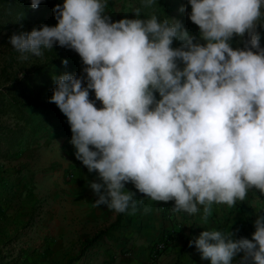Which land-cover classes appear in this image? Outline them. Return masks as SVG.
Instances as JSON below:
<instances>
[{
  "label": "clouds",
  "instance_id": "obj_1",
  "mask_svg": "<svg viewBox=\"0 0 264 264\" xmlns=\"http://www.w3.org/2000/svg\"><path fill=\"white\" fill-rule=\"evenodd\" d=\"M41 3L30 0L33 9ZM155 3L140 0L129 6L136 18L112 21L108 0H63L52 9L54 26L21 25L9 44L21 61L54 46L79 55L82 73L54 76L48 103L66 117L76 159L96 174L88 185L95 206L135 214L139 192L173 202L175 213L203 209L199 225H207L213 205L264 195V0H188L204 43L178 20L140 18ZM245 35L234 49L232 38ZM249 203L257 210L252 238L203 230L189 240L202 260L233 264L242 253L238 264H264V208Z\"/></svg>",
  "mask_w": 264,
  "mask_h": 264
},
{
  "label": "rangeland",
  "instance_id": "obj_2",
  "mask_svg": "<svg viewBox=\"0 0 264 264\" xmlns=\"http://www.w3.org/2000/svg\"><path fill=\"white\" fill-rule=\"evenodd\" d=\"M57 3L63 0H55L39 23L31 27L21 24L23 30L31 31L41 24L54 26L57 21L52 9ZM130 5L139 7L140 0H108L106 14L112 21L134 19ZM181 6L184 12L179 11ZM190 12L188 0H156L151 8L142 9L140 18L154 13L160 19L178 20L190 35L204 43L198 26L189 18ZM11 20L5 7L0 6V264H121L120 257L130 249L127 241L122 242L125 233L120 236L111 229L128 213L107 210L112 213L108 215L95 206L88 185L96 174L88 176L87 168L76 159L66 117L55 104L48 103L54 76L82 73L80 57L54 46L50 50L57 56L53 64L45 62V52L43 58L30 55L27 61H21L20 53L9 44V37L20 31L21 25L15 28ZM258 31L264 48V28ZM247 39V35L234 36L230 44L234 49L244 48ZM179 46L180 42L174 40L172 47ZM64 59L68 60L67 66L62 63ZM21 74L23 79L18 78ZM90 96L94 99V93ZM156 96L160 98L158 93ZM96 106L102 105L97 102ZM47 107L52 110L51 116L45 111ZM249 202L264 208V195L250 191L246 201L232 208L223 207L240 210L244 224L254 225L257 210ZM172 203L161 204V209L168 210L167 218L174 213ZM174 230L168 229L151 242L142 264H159L169 255ZM242 255H237L233 264H238ZM177 262L183 264L179 259Z\"/></svg>",
  "mask_w": 264,
  "mask_h": 264
},
{
  "label": "crops",
  "instance_id": "obj_3",
  "mask_svg": "<svg viewBox=\"0 0 264 264\" xmlns=\"http://www.w3.org/2000/svg\"><path fill=\"white\" fill-rule=\"evenodd\" d=\"M93 174L95 173H89L88 176ZM95 179L94 177L93 180ZM129 185L127 189L133 188L132 184ZM134 199L137 201L138 211L135 214L128 213V216L123 217V219L120 217L119 223L111 229L116 230L119 235L122 232L125 233L126 239L123 238L122 242L127 241L130 249L128 253L120 257L121 264H142L145 262L151 242L160 239L170 228L175 229L172 239L174 242L173 249L171 248L172 253L169 250V255L161 258L159 264H175L176 259H179L183 264H204L205 260L200 258L195 246H189V240L195 239L201 231L208 228L221 231L238 230L236 231V238L247 237L249 239L252 238V233L255 231L254 225L244 224L240 210L225 208L223 205H213L207 225H199L202 223L203 209H201V213L194 216L183 212H174L170 218H167L165 214L168 210L161 209L163 202L151 201L147 197L140 196L139 192L134 196ZM141 201L143 203H140ZM99 207L101 212L108 215L112 214L107 213L109 209L106 206ZM145 207L150 208L151 211L144 212ZM183 242H187L186 245L183 246Z\"/></svg>",
  "mask_w": 264,
  "mask_h": 264
},
{
  "label": "trees",
  "instance_id": "obj_4",
  "mask_svg": "<svg viewBox=\"0 0 264 264\" xmlns=\"http://www.w3.org/2000/svg\"><path fill=\"white\" fill-rule=\"evenodd\" d=\"M54 1L55 0H42V3L36 9L31 7L30 0H0V6L5 7V12L10 16V19H12L10 24L13 27L18 28L21 24L31 27L33 24L41 21L45 12L51 10ZM67 52L69 53L71 50H67ZM45 54L47 56L45 62L53 64L54 57H57L55 56L56 53L51 54L50 50H45ZM45 111L49 113L50 116L52 115L50 107H47Z\"/></svg>",
  "mask_w": 264,
  "mask_h": 264
}]
</instances>
